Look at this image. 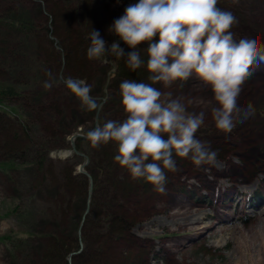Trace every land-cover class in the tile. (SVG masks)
Listing matches in <instances>:
<instances>
[{"label":"trees","instance_id":"obj_1","mask_svg":"<svg viewBox=\"0 0 264 264\" xmlns=\"http://www.w3.org/2000/svg\"><path fill=\"white\" fill-rule=\"evenodd\" d=\"M39 1L37 15L45 23L35 31L30 16L0 18L17 32L19 42L27 38L30 43L40 29L49 42L34 44L39 60L29 50H23L24 45L19 47V42L12 41L0 49L4 59L0 63V174L13 201L5 213L17 215L18 223L1 234L0 241L16 264H142L145 250L127 245L118 248L114 241L133 240L145 246L131 229L145 219L153 203L147 199L130 208L124 206L128 197L149 194L154 186L143 179H132L125 168L114 162L115 146L111 142L93 148L77 135L73 140L77 152L71 151L67 157L51 156L52 151L71 148L68 137L78 130L87 131L107 120L125 118L119 84L123 80L140 82L148 71L145 66L130 70L124 59L111 56V63L87 59L90 41L86 37L96 29L108 45L114 40L119 43V37L110 34L108 28L129 3L138 0ZM120 46L125 52L131 51L123 41ZM145 46L141 45L139 51L146 61V53L141 52ZM23 51L29 52L31 60L24 59ZM19 56H23L21 61ZM48 72L59 80L68 76L85 79L92 86L91 95L99 96L98 101L107 96L97 113V125L92 120L96 111L82 110L63 83L53 79L51 89L43 87L49 80ZM86 159V173L77 170V165ZM165 171V188L177 190L170 177L173 172ZM19 174L29 180L28 186L18 182ZM89 181V209L78 237ZM79 241L81 250L73 253L69 262L67 258L80 247Z\"/></svg>","mask_w":264,"mask_h":264},{"label":"clouds","instance_id":"obj_2","mask_svg":"<svg viewBox=\"0 0 264 264\" xmlns=\"http://www.w3.org/2000/svg\"><path fill=\"white\" fill-rule=\"evenodd\" d=\"M217 3L218 0L129 3L123 15L108 28L131 49L129 52L115 40L109 46L96 29L86 37L90 41L87 59L104 63L110 56L124 59L133 71L145 66L152 83L123 80L119 93L125 118L107 120L87 131L80 129L76 135L89 141L93 148L113 143L114 162L125 168L132 179L151 183L161 194L166 192L165 170H178L174 157L188 158L200 167L215 164L218 150L196 138L205 124V112L189 111L184 98H172L170 92H162L153 84L162 82L169 87L177 80L187 81L195 76L210 86L213 95L208 104L215 102L210 107L211 119L216 129L225 133L254 115L253 106L242 108L238 98L254 66L264 64V46L247 35L236 39L231 31L238 23L236 17L217 7ZM141 45H146V61L139 51ZM46 75L49 80L43 87L51 89L56 78L50 72ZM56 82L63 83L78 99L82 110L94 112L100 107L85 79L68 76ZM59 154L67 157L71 149Z\"/></svg>","mask_w":264,"mask_h":264},{"label":"rangeland","instance_id":"obj_3","mask_svg":"<svg viewBox=\"0 0 264 264\" xmlns=\"http://www.w3.org/2000/svg\"><path fill=\"white\" fill-rule=\"evenodd\" d=\"M39 6V0H0V18L30 16L35 22V31L45 23L44 18L37 15ZM217 7L232 12L236 17L238 23L231 29L236 39L247 35L264 46V0H218ZM11 30L7 23L0 21V49L12 41L15 44L21 41L17 32ZM47 40V34L40 29L30 43L23 38L17 44L19 47L24 45L22 49L29 50L39 60L41 56L36 53L34 44L43 45ZM145 48L141 52H145ZM29 52L23 51L24 59H28ZM18 59L21 61L23 56ZM3 60L0 55V63ZM111 60L109 57L108 62ZM150 75L148 72L141 76L140 82L151 84ZM153 87L170 92L172 98H184L191 112H205V124L196 133V138L206 142L212 150H218V156L215 164L200 167L188 158L174 157L178 170L170 177L177 190L166 188V192L161 194L151 187L149 194L130 196L125 200V208L132 207L135 202L143 204L147 199L153 203L150 212H145V219L131 229L133 234L142 238L145 246L123 239H116L115 245L118 248L127 245L141 252L145 250L147 254L142 264H264V64L254 66L238 98L242 108L251 104L255 110L258 105V111L255 110L254 115L238 123L229 133L216 129L210 113L215 102L211 106L208 104L213 95L210 86L195 76L187 81L177 80L169 87L162 82L153 84ZM92 96L99 99L97 94ZM106 97L99 101V109ZM65 149L52 151L51 156L63 157L59 151ZM226 168L225 175H216ZM215 175L218 183H213ZM1 176L0 235L18 224L17 215L5 213L13 201ZM17 178L20 184L29 185L26 177L19 174ZM16 263L17 260L10 258V251L0 241V264Z\"/></svg>","mask_w":264,"mask_h":264},{"label":"water","instance_id":"obj_4","mask_svg":"<svg viewBox=\"0 0 264 264\" xmlns=\"http://www.w3.org/2000/svg\"><path fill=\"white\" fill-rule=\"evenodd\" d=\"M107 79H108V76H107ZM101 102L99 103L100 105H101ZM98 110H99V108L97 109V111L95 113V117H94V124L95 125H97V113H98ZM76 133L77 132H75V133H73V134H71L69 136V142H70V147H71L70 149L73 150L74 152H77L76 149H75V146H74V141H73L74 138L77 136ZM60 152L61 151H59V153ZM86 161L78 166V170L79 171H82V172L86 173L85 170H83V166L85 165ZM90 193H91V181H89L88 196H87V200H86V204H85V209H84V211H83V213L81 215V219H80V222H79V225H78V228H77L78 237L80 236V233H81V229H82V225H83V221H84L85 215H86V213L88 212V209H89V197H90ZM79 245H80V247L76 251H73V252H71L69 254V256L67 258L69 262H70L71 255L73 253H78L81 250V243H80V241H79Z\"/></svg>","mask_w":264,"mask_h":264},{"label":"bare ground","instance_id":"obj_5","mask_svg":"<svg viewBox=\"0 0 264 264\" xmlns=\"http://www.w3.org/2000/svg\"><path fill=\"white\" fill-rule=\"evenodd\" d=\"M234 166V165H233ZM226 170V171H225ZM229 172H230V169L228 170ZM226 172H227V168L226 169H221V170H219L217 173H216V175H218V176H222V175H225L226 174ZM220 173V174H219ZM216 175L214 176V178H213V183H218V182H216V179H217V177H216ZM217 185V184H216Z\"/></svg>","mask_w":264,"mask_h":264}]
</instances>
